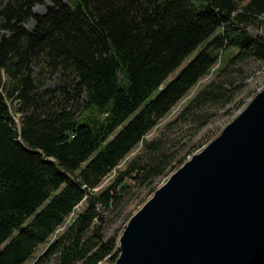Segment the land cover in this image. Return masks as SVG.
I'll use <instances>...</instances> for the list:
<instances>
[{
    "label": "trees",
    "instance_id": "obj_1",
    "mask_svg": "<svg viewBox=\"0 0 264 264\" xmlns=\"http://www.w3.org/2000/svg\"><path fill=\"white\" fill-rule=\"evenodd\" d=\"M43 2L0 8V264L114 262L103 212L126 202L128 180L151 186L173 166L146 134L219 63L264 61V35L247 24L264 0H51L35 12ZM141 142L147 155L118 169Z\"/></svg>",
    "mask_w": 264,
    "mask_h": 264
},
{
    "label": "water",
    "instance_id": "obj_2",
    "mask_svg": "<svg viewBox=\"0 0 264 264\" xmlns=\"http://www.w3.org/2000/svg\"><path fill=\"white\" fill-rule=\"evenodd\" d=\"M104 264H264V87L130 218Z\"/></svg>",
    "mask_w": 264,
    "mask_h": 264
},
{
    "label": "rangeland",
    "instance_id": "obj_3",
    "mask_svg": "<svg viewBox=\"0 0 264 264\" xmlns=\"http://www.w3.org/2000/svg\"><path fill=\"white\" fill-rule=\"evenodd\" d=\"M7 0H0V8ZM51 4V0H44L34 6V11L43 13L46 6ZM262 19H253L248 24V29L254 33L264 35V16ZM32 18L25 24L27 28L33 26ZM6 33L7 31H3ZM220 63L214 67L213 71L202 78L199 83L182 99L165 117L155 125L145 136L148 141L158 142L168 154L174 155L172 167L169 168L165 175L156 178L151 186L131 183L130 191L125 196L126 202L117 207L110 206V209L103 212V233L106 237L123 233L130 218L151 198L156 189L168 180L173 171L180 167L195 152L204 148L213 140L229 123L234 116L240 111L258 92L264 87V61L250 58L231 62L226 70L219 67ZM219 67V68H218ZM173 73L168 80L176 75ZM7 78L6 74L4 75ZM55 84L54 77L48 79L47 86L53 87ZM208 92L211 94L208 98L194 104L187 112L182 111L188 105L189 101L197 95L206 85H209ZM21 116V113H18ZM20 126L19 118H14ZM138 154L147 155L144 142H141L119 165L118 169H124L127 163L132 161ZM182 161V162H179ZM118 170H113L101 183L96 190H101L109 185L117 176ZM128 184V185H129ZM86 206V202L78 205L72 215L67 219V223L59 227L51 237L56 239L77 215V213ZM48 244H43L37 250L36 256H40ZM56 255L50 260L39 262L36 258L30 259L25 264H54ZM112 262L107 258L103 263ZM79 262L78 264H82Z\"/></svg>",
    "mask_w": 264,
    "mask_h": 264
}]
</instances>
